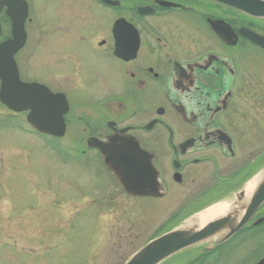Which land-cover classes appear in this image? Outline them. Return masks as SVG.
Returning a JSON list of instances; mask_svg holds the SVG:
<instances>
[{"label":"flooded vegetation","instance_id":"af4514ba","mask_svg":"<svg viewBox=\"0 0 264 264\" xmlns=\"http://www.w3.org/2000/svg\"><path fill=\"white\" fill-rule=\"evenodd\" d=\"M90 1L96 20L61 17L65 1L54 24L33 23L28 4L25 43L14 55L20 81L41 85L67 108L64 134L36 130L30 109L0 102V116L7 112L9 127L22 135L70 140L72 156H90L109 174L87 142L134 138L152 161L158 190L131 196L114 179L141 212L174 208L156 234L215 212L203 224L215 221V235L172 264H264V202L250 207L264 173L262 119L243 103L254 97V55L264 57V48L240 33L264 37V19L214 0ZM214 23L229 25L236 44L224 42ZM13 25L4 7L0 44L13 39Z\"/></svg>","mask_w":264,"mask_h":264},{"label":"rangeland","instance_id":"374dc122","mask_svg":"<svg viewBox=\"0 0 264 264\" xmlns=\"http://www.w3.org/2000/svg\"><path fill=\"white\" fill-rule=\"evenodd\" d=\"M27 1L35 24H54L62 15L74 17L72 13L96 20L98 6L90 0ZM65 1L58 16L57 6ZM109 13L112 17L113 11ZM254 58V97L245 95L243 103L251 116L262 119L261 146L264 57ZM8 119L7 112L0 116V264H125L160 235L157 229L174 208L162 214L139 211L137 201L125 198L94 158L77 155V150L71 155L70 140L22 135L9 127Z\"/></svg>","mask_w":264,"mask_h":264},{"label":"water","instance_id":"95a60500","mask_svg":"<svg viewBox=\"0 0 264 264\" xmlns=\"http://www.w3.org/2000/svg\"><path fill=\"white\" fill-rule=\"evenodd\" d=\"M115 6L119 2L101 0ZM237 9L252 17L264 19L263 0H214ZM7 8L14 23L13 39L0 44V102L15 110H31L30 122L42 133L62 136L64 134L63 113L67 108L59 109V96L46 91L41 85L26 84L20 81L14 55L24 46L26 35L24 23L28 17V4L24 0H0V13ZM217 35L229 45H235L237 38L231 27L225 23L213 24ZM240 33L258 46L264 48V37L242 29ZM1 34V27H0ZM62 111V112H61ZM88 146L97 148L106 167L117 183L128 195H155L158 190L157 173L146 153L132 137H110L106 141L89 140ZM264 202V173L260 176L251 202L252 208ZM191 218L177 227L155 237L137 252L125 264H162L175 255L203 243L213 237L217 230L215 221L203 226Z\"/></svg>","mask_w":264,"mask_h":264},{"label":"bare ground","instance_id":"6f19581e","mask_svg":"<svg viewBox=\"0 0 264 264\" xmlns=\"http://www.w3.org/2000/svg\"><path fill=\"white\" fill-rule=\"evenodd\" d=\"M215 215V212H208L206 214H202L200 217L196 219L198 224H204L208 219L213 218Z\"/></svg>","mask_w":264,"mask_h":264},{"label":"trees","instance_id":"16d2710c","mask_svg":"<svg viewBox=\"0 0 264 264\" xmlns=\"http://www.w3.org/2000/svg\"><path fill=\"white\" fill-rule=\"evenodd\" d=\"M154 237H155V236H154ZM154 237H153V238H154Z\"/></svg>","mask_w":264,"mask_h":264}]
</instances>
